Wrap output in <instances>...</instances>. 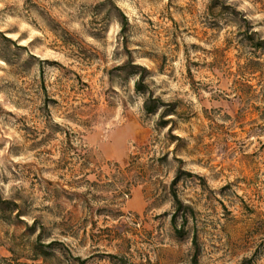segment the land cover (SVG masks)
<instances>
[{
	"label": "rangeland",
	"instance_id": "obj_1",
	"mask_svg": "<svg viewBox=\"0 0 264 264\" xmlns=\"http://www.w3.org/2000/svg\"><path fill=\"white\" fill-rule=\"evenodd\" d=\"M210 2L0 0V194L24 221L0 220V262L35 219L31 239L85 264H264V0ZM128 58L174 102L170 129Z\"/></svg>",
	"mask_w": 264,
	"mask_h": 264
},
{
	"label": "trees",
	"instance_id": "obj_2",
	"mask_svg": "<svg viewBox=\"0 0 264 264\" xmlns=\"http://www.w3.org/2000/svg\"><path fill=\"white\" fill-rule=\"evenodd\" d=\"M107 3H112L113 0H104ZM209 8H220L223 10L229 9V5H224L223 2H218V0H211L209 4ZM234 11V9L231 8L230 12ZM215 16L218 17L217 14ZM216 17V18H217ZM121 31L124 30L125 25L127 23V17L123 13H121ZM244 24L246 27L243 29L245 40L255 47L256 49L262 45V40L258 38V35L254 32L249 30L250 25L247 20L243 19ZM4 39L9 40L8 37H4ZM264 40V39H263ZM249 61H253L251 59H248ZM255 62V61H253ZM257 63V62H255ZM119 70H122L124 73L132 74L135 76L134 80V90L136 93H140L143 97L142 100V109L146 114H157L158 119L157 123L162 126L166 127L168 126V129L171 128L173 119L172 116L176 115V110L174 107V102H165L160 97L153 95V92L149 89L148 84L146 83V73L147 70L144 66L134 63L130 58L126 59L125 62H123L118 67ZM41 88H44L41 82ZM176 140L179 138L175 135ZM179 176L178 174L174 176V178L171 180V196L174 201V211L170 215V222L172 227L174 228V231L177 233L183 232L180 227L177 225V218H180L181 225L183 226L184 222L187 219L186 211L190 212L189 206L186 204L184 205L182 201L179 199L174 186L176 182L178 181ZM21 207L20 204L17 203L14 198L10 197H3L0 194V220L11 222L14 220H19L20 222L24 221L20 219L21 217ZM35 225L36 220L33 219L32 223L30 225H26V229H24L21 233H15L12 232L10 234V237L13 241H11L10 245L7 247V251L11 254V257L8 258H1V262L3 264H13L12 258H15L14 256L17 255L20 251L16 249L15 247L19 245H26L29 246V252L26 254L31 260L36 261L40 259V263L38 264H85L86 258H82L80 256H73L70 251H67V248H64L62 245L58 246V242L51 240L45 245L40 244V231L35 235L34 239H31L32 234L35 231ZM45 247H50L51 249H44ZM58 252V253H57ZM109 257L114 258L115 255L109 254ZM51 262V263H50ZM192 263L197 264L196 262V255L192 256ZM245 261H243L242 264H244Z\"/></svg>",
	"mask_w": 264,
	"mask_h": 264
}]
</instances>
